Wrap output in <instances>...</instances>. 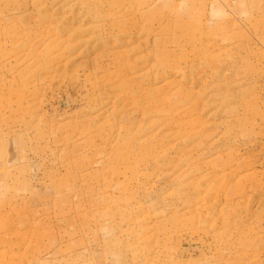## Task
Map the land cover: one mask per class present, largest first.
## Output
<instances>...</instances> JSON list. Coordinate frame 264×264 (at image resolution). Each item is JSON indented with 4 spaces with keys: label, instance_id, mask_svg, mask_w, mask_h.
Wrapping results in <instances>:
<instances>
[{
    "label": "rangeland",
    "instance_id": "obj_1",
    "mask_svg": "<svg viewBox=\"0 0 264 264\" xmlns=\"http://www.w3.org/2000/svg\"><path fill=\"white\" fill-rule=\"evenodd\" d=\"M0 264H264V0H0Z\"/></svg>",
    "mask_w": 264,
    "mask_h": 264
}]
</instances>
